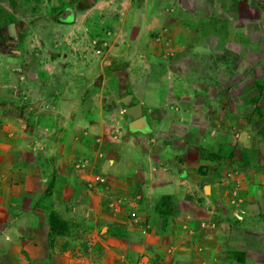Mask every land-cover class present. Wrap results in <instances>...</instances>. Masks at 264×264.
Masks as SVG:
<instances>
[{
  "label": "rangeland",
  "instance_id": "rangeland-1",
  "mask_svg": "<svg viewBox=\"0 0 264 264\" xmlns=\"http://www.w3.org/2000/svg\"><path fill=\"white\" fill-rule=\"evenodd\" d=\"M94 1L0 0V122L9 126L7 118L18 120L14 127L22 129L16 135H23L28 168L21 167L16 151H8L17 146L18 136H12L16 144L0 136V166L19 169L30 180V121L36 116L31 108L41 101L36 87L51 89L50 109L56 112L50 135H80L85 147L70 157L82 179L80 187L67 191L73 204L58 202L56 177L50 184L39 180L4 188L18 202L3 204L0 197V227L19 225L20 231L0 245V264H30V239L43 231H48L51 264H102L105 259L115 264H264V25L249 20L235 27L237 0H111L92 9ZM249 1L264 9V0ZM241 9L243 16L264 21V10ZM222 17L232 20L231 29ZM191 40L197 44L191 46ZM203 47L208 52L199 51ZM160 53L168 68L175 67L173 74L156 68L153 56ZM189 66L201 73L176 75L189 74ZM75 82L81 85L79 99L87 103L84 114L98 129L72 120L68 130L64 123L58 105L69 96L80 101L68 92ZM136 103L142 104L145 129L131 126L133 116L126 113ZM43 131L35 130L40 152ZM206 132L216 135H200ZM132 145L146 150L153 145L154 164L160 159L162 166L173 165L186 176L183 215H176L177 202L162 197L152 205L158 215L142 218L138 207L149 209V199L130 198L138 191L129 197L103 170L102 164ZM97 164L101 167L94 169ZM125 208L126 220H116L120 226L110 223L108 230L119 239L104 236L106 217H117ZM96 211L104 220L94 224L86 215ZM128 232L134 236H128L127 250L111 251L104 244L118 243ZM156 234L166 238H161L166 247Z\"/></svg>",
  "mask_w": 264,
  "mask_h": 264
},
{
  "label": "crops",
  "instance_id": "crops-1",
  "mask_svg": "<svg viewBox=\"0 0 264 264\" xmlns=\"http://www.w3.org/2000/svg\"><path fill=\"white\" fill-rule=\"evenodd\" d=\"M111 0H95L92 6V9L96 7H104V6H109L111 5ZM225 4V3H224ZM99 5V6H98ZM239 6V8H238ZM242 6L246 8L248 11L253 13L254 11H257V6L255 2L249 1V0H237L236 4V16L237 19L235 20V27L236 24L241 22V23H249L255 21L256 23H260L264 25L263 18L258 19V22L255 20L254 14L248 15L247 17L243 16L241 14V8ZM260 9L264 10L263 8L259 7ZM258 9V10H260ZM260 10V11H262ZM226 12V11H225ZM223 20L228 21V28L231 29V24L232 20L228 19L227 17H222ZM253 20V21H249ZM249 21V22H248ZM172 23H170L171 25ZM74 26V25H73ZM232 32V31H231ZM234 34L239 35V32L234 29ZM259 37V36H258ZM76 38V37H75ZM93 39V38H91ZM90 39V42L92 41ZM260 38H258L259 40ZM263 39H261V44H264ZM258 44V42H254ZM197 44V40H191L190 45ZM194 47V46H193ZM190 48V47H189ZM199 51H205L204 47L203 49L200 48ZM207 54V53H205ZM160 56H153L155 61H157V67L160 70V74H163L164 71L168 68V63L166 62L167 58H164L162 55L163 53L158 54ZM208 55V54H207ZM81 58V57H80ZM225 59V58H223ZM175 63V62H174ZM173 65V64H171ZM78 68V67H77ZM174 66L168 68L169 71H171ZM176 68L177 65H176ZM188 70H190L189 74L183 73V72H177L176 75H199L201 72L195 69H192L191 66L187 67ZM74 70H80L81 69H75ZM205 72H207V69H203ZM166 72V74H173L172 71ZM235 74H240V71H236L233 73ZM73 90H69L68 92L70 94H74V98H80V93H81V85L78 84V82H75L73 84ZM73 91H75L73 93ZM35 93L40 94L41 96V101L37 100L36 102V108L34 109L31 108L33 111L36 112L35 120L30 121V180L27 178L25 179L22 177V173L19 171V169H11L7 167H2V164L0 166V185L3 186V195H0L1 201L7 202L10 201V199L18 202V198L16 195H12L10 192L7 190H4L6 187H17L16 182H20L19 184L22 187H27V186H32V183H35L39 180H41L44 184L47 182V184H50L51 182H54L55 177L57 183L59 182L61 184V187L55 191L56 194H58V202L61 204H69L75 201L74 198L70 199V194H67L69 189H73L74 187L78 188L82 185V179H79L76 175V169L74 167L73 161L71 158L79 155V153H82L85 147H83V142L81 141V136L80 135H62V131L60 132V135H50L51 132V122H52V115L54 114L55 111H51L52 109V104L50 102V92L51 89L50 87H42V89L36 87ZM60 91H54V93H59ZM65 92V91H64ZM78 94V95H77ZM4 96L0 95V100H3ZM69 97H65V102L63 104L58 105L59 108L61 109V112H63L65 124L68 127L69 122L72 120L76 121L78 125L80 124L83 127H86L88 125H91V128L93 129H98L99 125L96 124L97 122L93 120H88V117L84 114V110L87 106V103L84 105L83 101L79 99V102L76 101H71L73 99ZM52 98V97H51ZM70 100V101H69ZM209 101V100H206ZM2 102V101H1ZM14 103V102H13ZM160 106L163 104V101H160ZM12 104V101L10 102ZM53 112V113H52ZM188 116V115H187ZM191 116V115H190ZM12 117V116H11ZM211 117V116H210ZM209 117V118H210ZM176 118H179L176 116ZM204 118V117H203ZM208 118V117H207ZM208 118V120H209ZM40 119V120H39ZM8 123L10 124L9 126H4L3 122H0L1 125V130H0V136H3L4 138L13 141L15 144V139L12 136H18L17 139L19 142L17 143L16 147H10L8 151H16V153L20 156V165L21 167H26L28 168V162H26V150L25 146L23 144V141L20 142V138L23 137V135H16L17 130H22L17 127H14L15 123L18 120H9L8 118L6 119ZM146 121V120H145ZM96 125V126H94ZM146 124H144L142 129H145ZM41 128L44 130L43 133L46 132V135H42V146H41V151H38L36 148V145L34 142L36 140H39V136L35 134V130L37 128ZM10 130V132H8ZM82 130V128H81ZM23 131L20 133L22 134ZM69 134L70 131H69ZM214 132L209 134V132H206L205 134H200V135H207L206 138H209V135H213ZM221 131L217 132V135H220ZM6 135V136H5ZM9 135V137L7 136ZM216 135V134H214ZM25 137V136H24ZM2 139V138H1ZM205 139V138H204ZM133 148L129 149L127 153H123L120 150V152H117L118 154L117 157H113L109 160H107L104 164H102L103 170H107V172H110L113 174L114 179L116 180V185L123 191V193H127L130 197V193H136L138 191V194L134 197L135 200L139 199L141 201L142 199H149V209H142V207H138L139 209V214H142V218H148V215L151 214L155 217V215L158 213L155 211L154 207L152 206L157 202L159 198L162 197H169L171 198L172 201L177 202L179 206H177V213L176 215H183L185 210L181 206L186 198L187 195V187L185 185V179L183 174H180L179 170L177 171L172 167H169V164H166V166H162V163H160V159H157L158 165L154 164L153 160L155 161L156 156L154 155V147L153 145L152 148L150 147L149 150H146L148 148H142L137 145H132ZM37 152L33 154L32 152ZM37 150V151H36ZM56 150H58V154H56ZM8 151L7 154H8ZM86 151V150H85ZM5 152V153H6ZM50 155L57 157L51 160ZM42 157L41 162H38L37 158ZM57 155V156H56ZM7 157L6 154H2V160L7 162ZM71 157V158H70ZM55 166H51L50 163H54ZM101 167L100 164H97L95 168ZM10 170V172H8ZM24 171H27L26 169H23ZM52 173V175H51ZM27 175V174H26ZM184 179V180H183ZM30 181V183H29ZM15 182V183H14ZM8 183V184H7ZM30 184V185H29ZM208 188L205 186V189ZM208 190V189H206ZM132 193V195H134ZM127 195V196H128ZM6 204V203H5ZM127 209L125 208L124 211L117 217L114 215L106 217L107 223L105 226L106 232L104 236H110L114 237L111 234H109L108 230H110V225H115L118 226L119 223L116 224V220L120 222L121 220L124 221L126 220L125 213L127 214ZM124 215V216H123ZM70 215H68L69 218ZM89 216V219L95 224V223H101L104 220V215L100 213V211H96L95 214H89L86 215ZM70 220H75L74 218H69ZM111 223V224H110ZM7 225V224H6ZM111 225V226H112ZM120 226V225H119ZM76 230V229H75ZM20 227L19 225L16 226H4L0 227V245L6 246L9 241L11 240V237H14L16 233H19ZM125 231V230H123ZM108 232V233H107ZM14 233V234H13ZM129 235L125 237L126 234L121 235L124 237L121 241L118 243H115L113 240H104V244L106 247L111 250V251H125L129 248L130 241L128 239V236H131V232H128ZM48 231H43L42 234L39 232H33V238L30 239V264H51V257H50V245L47 243L48 240ZM159 239L160 243H162V247H166L164 244V240H166L165 237H161L158 234H156ZM62 236V235H61ZM103 238V237H102ZM70 240V237L67 235L66 240ZM113 239H119L118 237H114ZM9 240V241H8ZM79 240H75L74 243H77ZM166 243V242H165ZM120 246V247H118ZM60 248L63 249V245L60 246ZM63 264H68L67 262H63ZM73 264H77V262H74ZM88 264H95V263H89ZM102 264H115V260L113 259H105L103 260ZM179 264V263H178ZM182 264V263H181ZM186 264H192L191 262H187Z\"/></svg>",
  "mask_w": 264,
  "mask_h": 264
},
{
  "label": "water",
  "instance_id": "water-1",
  "mask_svg": "<svg viewBox=\"0 0 264 264\" xmlns=\"http://www.w3.org/2000/svg\"><path fill=\"white\" fill-rule=\"evenodd\" d=\"M142 108L143 107L141 103H136V104H133L127 107L126 113L129 115H132L133 118H135L132 121L131 126L136 127V128H141V129L143 128L145 117L142 115Z\"/></svg>",
  "mask_w": 264,
  "mask_h": 264
},
{
  "label": "flooded vegetation",
  "instance_id": "flooded-vegetation-1",
  "mask_svg": "<svg viewBox=\"0 0 264 264\" xmlns=\"http://www.w3.org/2000/svg\"><path fill=\"white\" fill-rule=\"evenodd\" d=\"M135 118H133V120H134Z\"/></svg>",
  "mask_w": 264,
  "mask_h": 264
}]
</instances>
